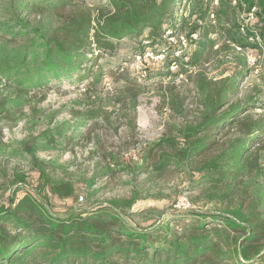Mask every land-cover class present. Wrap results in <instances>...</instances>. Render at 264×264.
Wrapping results in <instances>:
<instances>
[{"label":"trees","instance_id":"16d2710c","mask_svg":"<svg viewBox=\"0 0 264 264\" xmlns=\"http://www.w3.org/2000/svg\"><path fill=\"white\" fill-rule=\"evenodd\" d=\"M233 1L218 0L215 5L214 0H0V76L10 88L0 99V176L19 183L10 205H0V264H251L256 257L264 260L260 180L264 176V114H251L255 106H264V90L254 86L243 94L239 85L246 71L257 70L264 79V67H250L247 55L250 49L264 51V0ZM253 8L256 21L243 31L241 15ZM168 28L182 47L180 56L178 46L166 51L169 61L196 66L206 54L222 53L235 69L217 79H208L199 70L200 104L195 119L176 131L169 129L129 157L106 154L102 173L109 176L119 170L154 181L181 171L194 186L209 185L208 198L216 204L223 205L226 198L229 202L220 211L204 206L177 210L175 223L156 220L142 227L123 215L139 199L136 190L129 199H113L89 211L53 213L48 207L51 197L73 195L75 184L71 175H57L67 173L66 167L45 166L37 152L64 149L66 141L70 144L84 134L82 128L88 122L90 130L98 120L108 122L109 113L99 105L101 98L84 103V112L68 106L72 116L84 117L79 123L50 119L54 125L35 138L40 140L38 145L23 143L31 172L39 173L34 190L27 187L28 173L13 167L9 174L2 166L9 159L10 146L2 136V118L18 120L13 109L31 105L30 91L50 87L52 81L89 78V87H97L104 78L105 63L94 70L96 60L114 54L125 37L136 39L139 51L161 44ZM182 37L196 43L194 52L183 48ZM141 88L137 84V91ZM121 96L126 97L118 96L119 102ZM131 97L135 110L138 93ZM259 135L260 141L252 145ZM93 177L89 185L94 184ZM156 210L150 207L132 215Z\"/></svg>","mask_w":264,"mask_h":264},{"label":"rangeland","instance_id":"374dc122","mask_svg":"<svg viewBox=\"0 0 264 264\" xmlns=\"http://www.w3.org/2000/svg\"><path fill=\"white\" fill-rule=\"evenodd\" d=\"M215 1L213 4L217 5L218 2ZM233 4H236L235 0ZM170 30L173 31L172 36ZM193 38L198 39V34ZM121 41L114 54H104L95 61L94 70L99 63H105L104 78L97 87H89V78L74 82L67 79L60 84L52 81L50 87H39L30 91L31 105L24 106V110L13 109L15 116L20 117L18 120L2 118L1 125L4 127L2 136L10 145L9 159L2 166L7 167L9 174L12 173L13 167L28 173L27 187L34 190L38 184L39 173L37 170L31 172V166L28 164L30 155L23 149V143L38 145L40 140L35 138L39 137L48 126H53L56 121L70 120L74 124L79 123L84 117L72 116L68 106L73 104L78 111L84 112L87 109L84 103L91 98L99 97L101 98L99 105L109 113L108 122L98 120L93 130L89 129L88 125L91 123L88 122L82 128L84 134L74 137L70 144L66 141L62 146L65 147L64 149L40 148L37 152V156L44 161L45 166L56 164L66 167L67 173L59 171L57 175L59 177L71 175L75 184L73 195L62 198L51 197L48 207L53 213L89 211L101 204L109 205L113 199H129L133 190L139 193V199L123 215L128 219L132 218L133 224H139L141 227L148 226L156 220L173 222V219L179 215L177 210L192 206H204L206 209L220 211L229 202V198H226V203L223 205L216 204L208 198L211 193L209 185L203 188L194 186L187 173L175 171L172 175L152 181L146 180L144 174L133 176L117 170L113 175L104 176L102 171L108 162L105 158L106 154L115 153L117 157H129L158 140L169 129L176 131L177 127L194 120L200 104L196 73L202 70L208 79L220 78L235 69L232 60L223 57L222 53H218L220 56L208 53L206 59L203 58V62L196 66H187V64L188 70L182 72L183 68L186 69L183 63L172 62L165 57L166 51L179 45L171 28L165 33V42L153 43L142 51L136 49V39L125 37ZM182 46L192 53L195 51L196 43L188 41ZM181 48L177 47L178 56L182 55ZM247 55L250 67L257 65L259 68L264 67V51L260 53L256 49H250ZM5 82L6 80L0 76V99L2 93L10 89L4 85ZM137 84L142 86L140 91H137ZM239 85L243 94L250 92L254 86L264 90V79L257 75V70L251 73L246 71ZM126 89L129 91H125ZM135 92L138 93V97L134 110L131 95ZM121 94L126 97L121 96L122 102H119L118 96ZM43 95L45 98L41 99ZM261 97L264 100V93ZM122 105L124 108H121ZM42 110L45 112L43 115H41ZM260 113L264 114V106L257 105L252 108L251 114L254 117H258ZM50 119L54 120L52 124H49ZM260 138V135L256 136L252 145H256ZM263 143L264 138L261 140L262 145ZM91 177L94 180L93 185L88 183ZM11 180L12 178L0 176V185H3L0 190V205L5 207L10 205L13 196L15 198L17 196L14 191L19 183L12 184ZM260 180L264 188V176ZM24 192L25 189L19 191L18 195L22 196ZM150 207L158 210L147 212L142 216L132 215L135 211ZM262 236L264 243V231ZM251 264H264V260L256 257Z\"/></svg>","mask_w":264,"mask_h":264},{"label":"built area","instance_id":"2783aa9c","mask_svg":"<svg viewBox=\"0 0 264 264\" xmlns=\"http://www.w3.org/2000/svg\"><path fill=\"white\" fill-rule=\"evenodd\" d=\"M215 2L217 3L218 0H216ZM235 3H236V1H235ZM211 16L213 17V21H214L215 20V14L212 13ZM241 18L244 19V22L242 23L243 27L241 28L244 31L245 27H247L248 25H250L251 23H254L256 21V8H253L246 16L244 14L241 15ZM172 33H173V31L170 30V35ZM193 36H196V34H194ZM182 39H183V42L185 43L186 40L184 39V37H182ZM81 198L83 199V197H81Z\"/></svg>","mask_w":264,"mask_h":264}]
</instances>
